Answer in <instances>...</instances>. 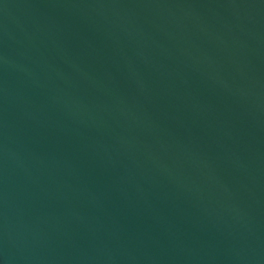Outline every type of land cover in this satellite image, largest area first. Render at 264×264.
Returning <instances> with one entry per match:
<instances>
[{
  "label": "water",
  "instance_id": "water-1",
  "mask_svg": "<svg viewBox=\"0 0 264 264\" xmlns=\"http://www.w3.org/2000/svg\"><path fill=\"white\" fill-rule=\"evenodd\" d=\"M0 264H264V0H0Z\"/></svg>",
  "mask_w": 264,
  "mask_h": 264
}]
</instances>
